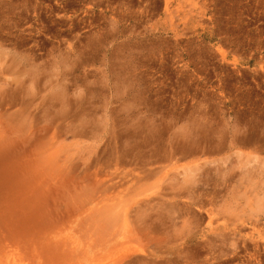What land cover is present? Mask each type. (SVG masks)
Instances as JSON below:
<instances>
[{
    "label": "rangeland",
    "instance_id": "rangeland-1",
    "mask_svg": "<svg viewBox=\"0 0 264 264\" xmlns=\"http://www.w3.org/2000/svg\"><path fill=\"white\" fill-rule=\"evenodd\" d=\"M0 264H264V0H0Z\"/></svg>",
    "mask_w": 264,
    "mask_h": 264
},
{
    "label": "bare ground",
    "instance_id": "bare-ground-1",
    "mask_svg": "<svg viewBox=\"0 0 264 264\" xmlns=\"http://www.w3.org/2000/svg\"><path fill=\"white\" fill-rule=\"evenodd\" d=\"M195 191V190H194ZM193 194V193H192ZM195 198V197H194ZM137 209V208H136ZM122 263V262H121Z\"/></svg>",
    "mask_w": 264,
    "mask_h": 264
}]
</instances>
